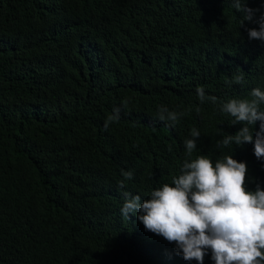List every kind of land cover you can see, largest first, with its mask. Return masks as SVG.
Here are the masks:
<instances>
[{
	"label": "trees",
	"instance_id": "trees-1",
	"mask_svg": "<svg viewBox=\"0 0 264 264\" xmlns=\"http://www.w3.org/2000/svg\"><path fill=\"white\" fill-rule=\"evenodd\" d=\"M240 16L230 0H0V264H196L122 216V193L171 185L193 128L192 158L232 155L255 190L253 145L216 147L218 128L243 126L218 105L264 85ZM237 67L244 83H225ZM161 106L185 114L160 120Z\"/></svg>",
	"mask_w": 264,
	"mask_h": 264
},
{
	"label": "clouds",
	"instance_id": "clouds-1",
	"mask_svg": "<svg viewBox=\"0 0 264 264\" xmlns=\"http://www.w3.org/2000/svg\"><path fill=\"white\" fill-rule=\"evenodd\" d=\"M232 8L242 13L239 26L245 21L252 22L254 28H247L250 40H258L262 50L254 55L264 69V12L255 17L260 9L248 7L250 0H230ZM264 7V2L261 3ZM255 17V18H254ZM225 83H244V72L237 67L231 80ZM201 104L210 101L216 105L218 98L205 94L203 87L196 88ZM251 99H230L219 104V110L233 117L232 125L243 126L234 134H225L217 129L223 138L216 142L217 148L253 145L262 176L258 178L254 191L246 187L247 165L225 155L212 161L206 155L192 158L201 136L197 128L191 129V138L184 141L186 159L180 174L172 177L171 185L163 183L151 190L149 197L141 202L140 195H131L124 191L120 213L126 219L136 214V219L144 229L161 236L175 245V253L185 261L204 264V257L211 252L214 264H264V85L251 89ZM199 113L201 109L195 108ZM120 110L113 109L104 122L108 128L111 122L118 121ZM185 113L170 112L166 107L158 108V118L173 124ZM259 121V129L253 138V125ZM251 126V127H250ZM123 179L119 187H125V181L133 178L132 171H121Z\"/></svg>",
	"mask_w": 264,
	"mask_h": 264
}]
</instances>
